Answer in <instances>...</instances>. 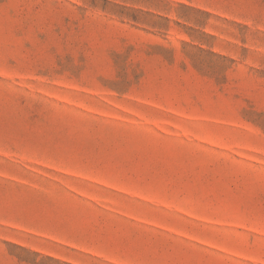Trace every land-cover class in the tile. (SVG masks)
I'll list each match as a JSON object with an SVG mask.
<instances>
[{
	"label": "rangeland",
	"instance_id": "obj_1",
	"mask_svg": "<svg viewBox=\"0 0 264 264\" xmlns=\"http://www.w3.org/2000/svg\"><path fill=\"white\" fill-rule=\"evenodd\" d=\"M0 264H264V0H0Z\"/></svg>",
	"mask_w": 264,
	"mask_h": 264
}]
</instances>
